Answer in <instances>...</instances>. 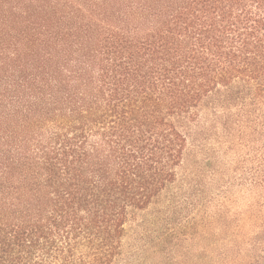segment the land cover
<instances>
[{"label":"trees","instance_id":"16d2710c","mask_svg":"<svg viewBox=\"0 0 264 264\" xmlns=\"http://www.w3.org/2000/svg\"><path fill=\"white\" fill-rule=\"evenodd\" d=\"M234 84L264 103V0H0V264H112Z\"/></svg>","mask_w":264,"mask_h":264},{"label":"rangeland","instance_id":"374dc122","mask_svg":"<svg viewBox=\"0 0 264 264\" xmlns=\"http://www.w3.org/2000/svg\"><path fill=\"white\" fill-rule=\"evenodd\" d=\"M176 122V178L129 212L112 264H264V103L234 84Z\"/></svg>","mask_w":264,"mask_h":264}]
</instances>
